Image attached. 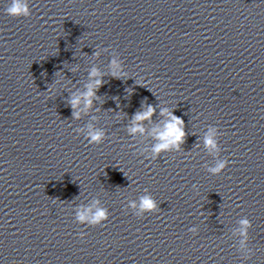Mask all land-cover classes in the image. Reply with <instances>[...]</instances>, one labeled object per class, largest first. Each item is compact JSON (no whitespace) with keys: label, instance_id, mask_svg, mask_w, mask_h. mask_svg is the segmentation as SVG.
Instances as JSON below:
<instances>
[{"label":"clouds","instance_id":"obj_1","mask_svg":"<svg viewBox=\"0 0 264 264\" xmlns=\"http://www.w3.org/2000/svg\"><path fill=\"white\" fill-rule=\"evenodd\" d=\"M6 13L9 16L14 18L19 17H28L30 16V11L25 3V0H12V4L6 8ZM113 75H116L119 65L116 61H112ZM99 73L96 69H93L90 73V77H97ZM102 83L101 79H96L94 83L88 85V91L84 94L85 108L89 107L92 103V97H94L95 92L94 89L98 88ZM80 104V97H76L71 100V106L74 110L73 115L75 118H79L80 113L76 112L75 109ZM154 108L152 106H148L147 111L142 113H137L134 117L135 121H143L146 119H150V117L154 114ZM162 115H169V120L164 124L163 129L156 128L153 129L154 136L160 141L153 151L159 153L161 150L168 149L170 145L179 146L180 143L183 142L185 137V132L183 130V121L176 116H172L167 113V110H163ZM131 132L135 133L137 131L143 132V127L137 126L130 129ZM103 139L102 132H93L91 133V140L94 143L100 144ZM205 144L209 149H214L216 147V142L211 134H209L205 139ZM224 167V164H219L215 169H212L213 172L219 173L220 170ZM154 202L149 197H144L141 202V207L145 210H151L154 208ZM106 213L103 210H97L95 216L93 217V223L101 221L105 218ZM87 218L85 213H81L80 219L84 220ZM242 224V234L246 235V229L249 226V222L247 220L241 221Z\"/></svg>","mask_w":264,"mask_h":264}]
</instances>
